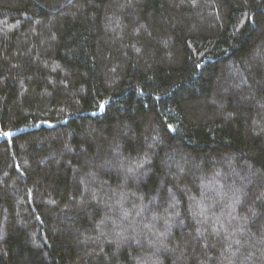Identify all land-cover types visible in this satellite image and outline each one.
Returning a JSON list of instances; mask_svg holds the SVG:
<instances>
[{
  "label": "trees",
  "instance_id": "16d2710c",
  "mask_svg": "<svg viewBox=\"0 0 264 264\" xmlns=\"http://www.w3.org/2000/svg\"><path fill=\"white\" fill-rule=\"evenodd\" d=\"M0 264H264V0H0Z\"/></svg>",
  "mask_w": 264,
  "mask_h": 264
}]
</instances>
